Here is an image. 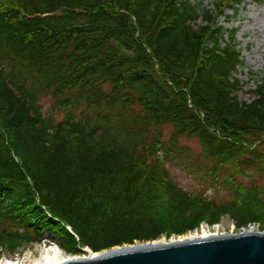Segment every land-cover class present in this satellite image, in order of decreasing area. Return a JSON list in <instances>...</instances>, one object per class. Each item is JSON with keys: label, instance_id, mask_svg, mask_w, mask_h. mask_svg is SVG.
I'll return each instance as SVG.
<instances>
[{"label": "trees", "instance_id": "trees-1", "mask_svg": "<svg viewBox=\"0 0 264 264\" xmlns=\"http://www.w3.org/2000/svg\"><path fill=\"white\" fill-rule=\"evenodd\" d=\"M245 2L0 0V248L48 234L99 253L234 210L264 225V183L226 177L235 199L215 202L169 170L198 138L205 173L264 180V76L241 102L238 30L218 23Z\"/></svg>", "mask_w": 264, "mask_h": 264}, {"label": "rangeland", "instance_id": "rangeland-1", "mask_svg": "<svg viewBox=\"0 0 264 264\" xmlns=\"http://www.w3.org/2000/svg\"><path fill=\"white\" fill-rule=\"evenodd\" d=\"M194 6L204 9H214L216 0H190ZM202 23V20L199 21ZM220 26L227 30H238L237 41L239 48L242 51L244 66L239 69L237 79L241 81L243 89L238 93V99L241 102H251L252 92L256 88L258 81L264 76V4H256L252 0H246L245 4L236 14L231 10L226 11V16L218 19ZM50 99H45L43 104L46 108L50 105ZM164 132L166 137H170L173 132V127L165 126ZM257 138H250L249 141ZM258 139H261L259 137ZM181 144L186 146L193 158L191 161L195 171H192L190 164L169 165L170 173L178 182L179 186L192 195H204L215 202L233 201L235 194L231 193V185L223 184L227 180L226 177H231L234 180L235 186L249 189L250 187H262L264 180L261 177L251 179L242 175L235 176L231 168L225 169L219 177L214 178L211 174H207L206 162L201 159L204 154V147L198 138L182 139ZM254 148L259 149L264 154V144L258 140L252 143ZM199 158V162L195 159ZM233 168V167H232ZM234 169V168H233ZM254 184V185H252ZM252 216L247 211L234 210L229 214L219 217H210L208 221L196 227L192 217L178 219L172 217V234L163 236L151 243H168L178 241L181 237L188 236H203L209 234H241L249 228L255 227L257 230L264 232V225L255 221H251ZM60 237L55 235L45 234L41 238V242L35 244H27L23 242L7 243L0 248V264H5L8 261H16L19 259H27L28 255L34 254L39 256L40 251L46 246H60L58 240ZM56 240V242H55ZM139 245V242L127 244L123 246ZM120 246V247H123ZM61 247V246H60ZM119 248V247H116ZM63 253L68 258L89 257L88 252H78L74 246L67 244V249L61 247ZM91 253H94L88 248ZM103 253V252H102ZM96 254V253H95Z\"/></svg>", "mask_w": 264, "mask_h": 264}, {"label": "water", "instance_id": "water-1", "mask_svg": "<svg viewBox=\"0 0 264 264\" xmlns=\"http://www.w3.org/2000/svg\"><path fill=\"white\" fill-rule=\"evenodd\" d=\"M258 231L123 246L56 264H264V232Z\"/></svg>", "mask_w": 264, "mask_h": 264}, {"label": "bare ground", "instance_id": "bare-ground-1", "mask_svg": "<svg viewBox=\"0 0 264 264\" xmlns=\"http://www.w3.org/2000/svg\"><path fill=\"white\" fill-rule=\"evenodd\" d=\"M257 230L255 227L249 228L248 230H245L244 233L252 232ZM261 231V229H260ZM206 236V235H203ZM203 236H188V237H181L178 241H184V240H192V239H197ZM146 242H141L139 244H143ZM148 244L151 242H147ZM155 243V242H154ZM158 243V242H157ZM159 244V243H158ZM104 253V252H103ZM103 253H96L93 254L92 256L96 257L99 256ZM71 258H68L64 253L63 250L57 246V245H51V246H46L40 251L39 256H35L34 254L28 255L27 259H19L16 261H8L5 264H56L62 260H68Z\"/></svg>", "mask_w": 264, "mask_h": 264}]
</instances>
